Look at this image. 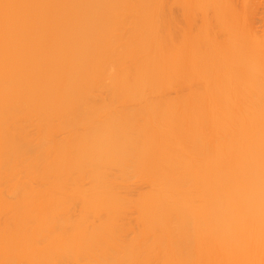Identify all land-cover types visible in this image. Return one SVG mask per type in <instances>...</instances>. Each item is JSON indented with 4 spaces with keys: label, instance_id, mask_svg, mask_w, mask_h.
Here are the masks:
<instances>
[{
    "label": "bare ground",
    "instance_id": "obj_1",
    "mask_svg": "<svg viewBox=\"0 0 264 264\" xmlns=\"http://www.w3.org/2000/svg\"><path fill=\"white\" fill-rule=\"evenodd\" d=\"M162 1L0 0V264H199L194 247L206 243L230 264L227 234L243 249L246 231L235 221L252 201L234 203L251 181L237 172L263 175L264 35L240 59L234 16L222 20L224 45L205 22L177 68L162 61L160 31L150 37L163 27ZM174 78L191 89L180 98L190 97L182 132L166 96ZM227 84L238 103L232 144L226 98L209 107L206 130L201 123L207 96ZM145 180L149 191L136 195ZM260 232L254 225L245 234Z\"/></svg>",
    "mask_w": 264,
    "mask_h": 264
},
{
    "label": "rangeland",
    "instance_id": "obj_2",
    "mask_svg": "<svg viewBox=\"0 0 264 264\" xmlns=\"http://www.w3.org/2000/svg\"><path fill=\"white\" fill-rule=\"evenodd\" d=\"M214 2L219 5H223V10L220 13L215 11L213 5L208 4L204 9L198 7V3L195 0H163L162 7L159 10L158 16L160 20V26H154L150 28V37L154 36L160 31V34L163 35L164 41L162 46L164 48V57L162 61L171 62L173 66L177 68L186 67V60L192 49V45L195 41L201 39L199 35L202 32L205 22H210V30L214 35V40L224 45L228 38V30L223 26L222 20L227 17V20L234 16L235 22V31L236 35L239 38V47L237 48L240 56V59H243L250 42V39L255 35H264V0H214ZM227 5V6H226ZM226 6V8H224ZM222 9V8H221ZM203 16H206L203 18ZM168 36V37H167ZM167 40V42H166ZM169 40L172 42L171 45H168ZM161 42V41H160ZM149 44V45H148ZM147 45L150 47V43ZM170 44V43H169ZM244 69V63L239 62L234 69L235 76L238 77V85L242 86L241 74ZM237 85V86H238ZM234 86L227 84L222 87L221 93L213 92L207 96V99L203 106V114H201V123L203 124V129L206 130V126L209 123L210 110L209 107L221 103L227 99V104L231 105V116L229 118V143L232 144L233 140L240 136L239 127L237 125V107L238 103L230 101L234 97ZM191 89L185 87L181 84L177 78H174L173 85L166 89V96L169 102H172V111H171V123L175 120V129L181 128V132L186 130V125L188 124L187 112L188 105L190 104V97H187L186 100L182 101L180 98L183 94L189 95ZM174 129V130H175ZM157 136L156 133L152 134ZM257 152L258 157L264 158V125L262 131L259 133L258 143H257ZM232 152L229 150L227 153V164H232ZM260 176L259 179L253 176V169L246 167L243 171L237 172V174H244L249 178L250 188L246 195H241L238 197L235 207H241L242 203L246 198H250L252 201V210L249 214L242 216L240 215L237 222V228L240 231L245 229V233L250 231L254 225L260 228V233L258 235L245 234L242 233L243 249L238 248V245L235 242L232 234H227V245L232 249V260L230 264H241L247 263V259L250 256L256 255L258 258L261 257L264 259V168L259 167ZM229 172V168L227 169ZM236 171V170H235ZM241 173V174H240ZM245 181H248V178L243 177ZM232 181V180H231ZM225 183V182H224ZM227 191L235 190L231 187L230 180L227 181ZM225 185V186H226ZM150 183L145 180L135 184L134 193L139 195L145 193L150 189ZM259 190L256 193V190ZM259 194V196H255ZM5 196L9 199L10 202L14 201L16 198L13 192L7 191ZM212 197V196H211ZM40 196L37 194L35 196V201L39 200ZM50 210L54 211L58 208L57 202L51 203L49 206ZM20 213L23 217H29L25 215L26 211H29L28 207H22ZM134 217V215H133ZM135 221V219H134ZM35 223L34 220L31 221ZM244 228V229H243ZM195 255L196 259L200 258L202 261L199 264H229L224 263L220 256L211 255V251L215 249L210 248L206 243L203 246L195 245ZM168 249H163L160 251V254L166 257ZM216 257L214 262H211V258ZM165 260V258H164ZM164 264H169L163 262Z\"/></svg>",
    "mask_w": 264,
    "mask_h": 264
}]
</instances>
